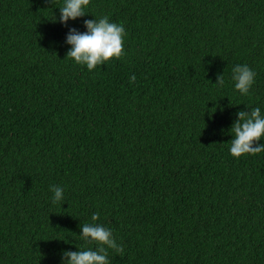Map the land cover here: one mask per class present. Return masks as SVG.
Returning a JSON list of instances; mask_svg holds the SVG:
<instances>
[{"label":"trees","instance_id":"16d2710c","mask_svg":"<svg viewBox=\"0 0 264 264\" xmlns=\"http://www.w3.org/2000/svg\"><path fill=\"white\" fill-rule=\"evenodd\" d=\"M62 3L0 0V264L94 247L93 213L111 264H264V152L228 150L236 113L264 114V0H90L67 24ZM103 16L123 50L89 72L66 36Z\"/></svg>","mask_w":264,"mask_h":264},{"label":"clouds","instance_id":"9594fccd","mask_svg":"<svg viewBox=\"0 0 264 264\" xmlns=\"http://www.w3.org/2000/svg\"><path fill=\"white\" fill-rule=\"evenodd\" d=\"M89 3L90 0H63L62 6L58 7L59 22L67 24L69 20L85 16ZM84 28V32L74 28L69 30L65 41L70 46L66 53L68 58L76 64L85 66L91 72L111 58L121 56L126 35L123 24L111 22L107 16H103L99 19L84 20ZM255 77L256 72L247 64H237L232 68L231 80L234 89L242 96L249 94ZM130 80L134 81L135 75H132ZM215 84L219 86L224 84L223 74L217 76ZM230 132L232 139L228 150L232 157L239 158L242 155L264 152V143H259L264 139V114L259 106L251 107L250 111H238ZM50 191L53 193L52 203L64 200L62 187L53 185L50 186ZM98 220L99 214L93 213L92 223H83L79 226V237L86 242V245H94V247L76 246V251L62 250L61 264H111L108 249L123 251L112 229L95 223Z\"/></svg>","mask_w":264,"mask_h":264}]
</instances>
